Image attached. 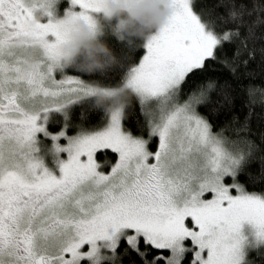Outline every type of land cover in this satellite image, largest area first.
I'll return each mask as SVG.
<instances>
[{
  "label": "snow or ice",
  "instance_id": "1",
  "mask_svg": "<svg viewBox=\"0 0 264 264\" xmlns=\"http://www.w3.org/2000/svg\"><path fill=\"white\" fill-rule=\"evenodd\" d=\"M62 2L0 0V264H252L250 252L264 250V192L238 176L264 181V86L249 71L258 56L264 64V0H174L138 61L137 47L113 38L126 50L114 85L58 63ZM65 12L92 25L101 8L67 0ZM20 36L41 50L28 76ZM118 83L134 93L141 134L120 111L104 113L99 128L84 127V112L72 124L75 106ZM106 150L118 155L107 174L95 159ZM254 162L255 177L246 171Z\"/></svg>",
  "mask_w": 264,
  "mask_h": 264
},
{
  "label": "clouds",
  "instance_id": "2",
  "mask_svg": "<svg viewBox=\"0 0 264 264\" xmlns=\"http://www.w3.org/2000/svg\"><path fill=\"white\" fill-rule=\"evenodd\" d=\"M101 13L92 25L65 12L57 18L64 39L57 47V61L65 69L85 75L104 76L121 67L122 57L110 47L115 38L127 47H139L162 29L176 11L174 0H98ZM27 49L21 64L24 76L39 72L40 49L31 37L20 36L14 42ZM134 93L126 83L104 89L97 87L92 107L103 113L126 112L132 106Z\"/></svg>",
  "mask_w": 264,
  "mask_h": 264
},
{
  "label": "trees",
  "instance_id": "3",
  "mask_svg": "<svg viewBox=\"0 0 264 264\" xmlns=\"http://www.w3.org/2000/svg\"><path fill=\"white\" fill-rule=\"evenodd\" d=\"M199 7V6H198ZM108 43L110 47L116 52L117 55L123 57L125 55V48L124 46L119 43L117 40L109 37ZM138 50L134 53L133 59L138 61L139 58L144 54L143 49L137 47ZM249 71L254 72L255 76L251 80V82L257 86H264V64L260 62L259 56L257 57L256 61L251 63L249 65ZM69 75H78L81 76L86 81H96L99 82L101 85H114L117 83V77L120 74V69H117L115 71H111L107 73L104 76L100 75H85L83 73H79L76 71H73L69 69L68 72ZM201 77H193L192 80L189 81L188 84L184 85L185 91H187L190 87L193 86V81H199ZM249 82L248 79H245L244 83L247 84ZM257 99H259V95H257ZM239 103V101H238ZM202 114L207 115V111L203 108L200 109ZM257 111H260L259 108H257ZM81 112H84L86 115V119L83 121V125L86 128L93 129V128H99L103 125V119H106L104 117V113L95 110L92 107V101L91 99L80 106H75L71 112V121L73 125L80 124L81 123ZM103 118V119H102ZM214 126L219 127L220 124H222L224 117H220L219 119L212 118ZM136 121H139V128L137 126ZM123 125L125 128H128L132 130L134 134H141L140 129H143L144 127V121L143 118L140 115L139 109L135 105V100L132 101V106L129 107L125 114V119L123 120ZM257 128V122H253V129L255 130ZM49 129L52 131L57 130L58 128L55 127L53 124L49 126ZM75 129H70L69 134H74ZM143 134L146 137V131L143 132ZM257 143H259V140L257 139ZM158 147V137L154 138L151 142L150 150L155 151ZM97 160L99 164L101 165L102 171H109L111 168V165H113L117 160V154L112 153L110 150H106L100 153L96 154ZM107 162V163H106ZM247 172H250L254 177L258 176L261 171V165L259 162H254L249 165V167L246 170ZM239 183L245 185V188L249 192H264V181H260L258 183H251L249 182L248 176L245 174H241L238 176ZM249 260L252 262V264H264V250H261L259 254L257 251H252L249 256Z\"/></svg>",
  "mask_w": 264,
  "mask_h": 264
},
{
  "label": "rangeland",
  "instance_id": "4",
  "mask_svg": "<svg viewBox=\"0 0 264 264\" xmlns=\"http://www.w3.org/2000/svg\"><path fill=\"white\" fill-rule=\"evenodd\" d=\"M65 7H67V0H64V2H62V3L60 4V6H59L60 16L63 15V9H64ZM98 15H100V14H98ZM57 78H59V76H57ZM71 122H72V121H71ZM51 124H53V125H54L55 127H57L58 129L55 130V131H52V130L49 129V131H50V132H53V133L57 132V131L59 130L60 126H61L60 117H59V116H55L54 119H53L52 121H50L49 126H50ZM102 126H103V125H102ZM102 126H101V127H102ZM41 139H44V138L41 137ZM61 142L64 143V141H61ZM44 143L47 144V143H50V142H48L47 140H45ZM156 150H157V149H156ZM61 155L63 156L64 159H66V154H61ZM117 158H118V155H117ZM82 159H86V157H82ZM95 159H96L97 163L99 164V162H98V160H97V157H95ZM150 162H151V161H150ZM45 163L48 164L49 166H51V164H52L51 159H50V158H45ZM100 170H101V169H100ZM101 171H102V170H101ZM103 172L107 174L108 172H110V170H109V171H103ZM225 182L230 184V183H231V178H226V181H225ZM232 194H233V195L236 194V193H235V190L232 191ZM211 195H212L211 193H205L204 198H205V199H211V198H212ZM186 223H188L189 226H191V219L188 218V220L186 221ZM250 230H251V225L245 224V225H244V231L247 233V232L250 231ZM186 243H188L187 246H189V247L191 246V245H190V241H187ZM250 253H251V252H250ZM205 254H206V253H205ZM248 260H249V258H248Z\"/></svg>",
  "mask_w": 264,
  "mask_h": 264
}]
</instances>
